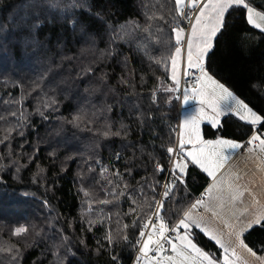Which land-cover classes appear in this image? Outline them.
Here are the masks:
<instances>
[{
	"label": "trees",
	"instance_id": "obj_1",
	"mask_svg": "<svg viewBox=\"0 0 264 264\" xmlns=\"http://www.w3.org/2000/svg\"><path fill=\"white\" fill-rule=\"evenodd\" d=\"M246 1L264 13V0ZM76 5L73 0H59L55 8L50 0H0V139L17 123L18 108L31 113L24 128L0 144V248L15 245L13 251H19L15 259L13 252L0 251V264H60L61 259L64 264H137L139 226L159 201L169 172L166 149L178 143L181 102L177 93L166 91L173 86L166 60L170 46L158 42L174 44L173 16L175 24L188 29L175 0H76ZM72 18L83 30L71 26ZM38 19L43 23L33 40L26 25ZM133 22L140 28L129 35L120 32ZM147 24L153 27L144 31ZM221 32L206 57L207 71L264 115V31L247 22L243 6H234ZM88 66L92 71L85 73ZM48 98L56 104L44 108L41 101ZM81 109L86 115L78 126L65 121ZM253 131L236 115L225 116L216 129H203L205 139L241 143ZM13 158L27 166L17 172ZM157 162L166 171H156ZM37 165L46 171L34 179ZM183 180L175 182L171 201L164 202L170 225L176 220L173 211L182 215L211 184L195 166ZM121 191L125 195L116 197ZM105 200L111 202L100 203ZM89 219L98 222L90 228ZM124 224L129 227L123 229ZM18 226H27L29 233L15 236ZM117 227L128 240L109 244L105 235H115ZM191 232L198 247L221 255L211 239L197 229ZM65 235L74 254L55 248ZM243 240L263 256L264 221Z\"/></svg>",
	"mask_w": 264,
	"mask_h": 264
},
{
	"label": "snow or ice",
	"instance_id": "obj_2",
	"mask_svg": "<svg viewBox=\"0 0 264 264\" xmlns=\"http://www.w3.org/2000/svg\"><path fill=\"white\" fill-rule=\"evenodd\" d=\"M58 2L59 0H50V6L55 8ZM175 5L178 10V17L188 20L190 32L185 33L183 28L175 24L177 17L173 16V24L175 25L172 28L174 44L170 39L160 41L158 38V42L170 46V54L167 55L166 60L170 64L173 86L167 88L166 91L177 93L175 99L180 100L182 98L183 104L190 100L198 101L199 108L196 115L190 119H185L180 126L177 146L167 147L166 149L169 154V168L167 170L172 174V181L163 184V199L155 202L154 210L145 214L144 222L139 226V239L136 240V243L140 245L138 249L140 255L137 257V264H247L246 261H241L237 248L245 249L248 253L255 255L241 237L245 229L264 221V205H261V201L256 198L257 194L252 189L238 183L240 180L239 175L231 172L225 175L224 170L232 156L237 154V150H243L247 147L250 155L264 154V115L257 114L224 84L210 75L205 67V62L209 50L214 46V40L218 34H222L221 30L225 25V14L230 9H233L234 6H243L247 10V22L261 30H264V13L250 6V3H245V0H175ZM73 6H79L76 5V0H73ZM150 19L155 20V14ZM160 19L163 20L164 17L161 16ZM42 23L43 21L38 19L36 22L26 25L33 40L35 39L36 30ZM71 26L73 28L80 27L83 30L82 25L75 18H72ZM152 27V24H147L144 31H149ZM137 28H140V25L133 22L131 28L121 27L120 32L129 35L131 31ZM156 31L162 32L163 30L157 27ZM23 39L27 40L28 38L24 37ZM162 59H165V57L162 56ZM157 63H161V60H157ZM83 71L85 73L91 72L92 68L88 66ZM182 76L189 78L190 88L186 86L181 89ZM224 101L229 103L222 108L221 104ZM13 102L21 103V101ZM41 102L44 108H51L56 104L54 98L43 99ZM17 111L20 113L18 117ZM17 111L10 113L12 116L17 117V123L5 129L6 134L0 139V144H3L5 140H9L11 132L16 128L23 129L24 122L31 115V113L25 114L22 108H18ZM36 111L40 116H44V111L41 110L39 104ZM228 113H235L241 121L246 122L247 126L254 129L246 144L234 139H204L201 135V124L204 121L209 122L212 126H218L221 123V117ZM85 115L86 113L81 109L80 113L74 115L72 120L64 119L67 123L78 126ZM0 119L4 118L0 117ZM23 134L21 130L19 135L22 136ZM104 134L108 135L109 133L105 132ZM113 134L119 135V132ZM8 155L11 156L10 145ZM50 155L54 156L55 153ZM2 158L0 156V159ZM257 158L261 160V165H264V155H257ZM32 159L33 157L29 154V163ZM11 163L16 166L17 172L20 171L21 167L27 166L20 165L17 158H13ZM189 164L198 166L203 172L207 173L208 177L212 178L213 185L206 192L208 200L203 197L196 199L186 210H183L182 215L179 214L178 210H174L173 214L176 215V220L170 225L165 221V215H168V212L165 210L163 201L173 193L176 188V181L181 184L184 183L183 177ZM0 167L4 166L0 165ZM37 168L38 171L34 179L46 171L45 168L39 165H37ZM155 170L160 173L166 171L165 167L159 162L156 163ZM116 187H119V185H116ZM245 192L253 196V204L260 209L249 213V219H241L248 212L247 208L241 210L239 214L234 211L237 202L243 203ZM89 195L85 192V196ZM115 195L119 197L124 196L125 193L121 191ZM110 202L107 200L100 201V203L105 204ZM132 203L137 204V200L133 199ZM226 205L231 206L229 211L235 217V223L225 221L229 229L227 239H225L223 233L210 228L203 215V212H211L213 216H218L219 213L215 211V208H224ZM137 206L140 207L139 204ZM200 209H203V212H200ZM135 211V208L129 209V212ZM162 211L165 213L164 215H161ZM88 212H91V202L88 203ZM153 216L156 217L158 223L153 221ZM97 222V220L89 219V227L91 228ZM133 226H136L135 220ZM128 227L127 224L123 225V229ZM193 228L199 229L205 235H208L219 246L223 252L222 261L219 257L212 256L193 242V233L190 231ZM115 232V235L111 231L105 235V239L109 244L119 242L120 239L128 240L126 234L121 235L122 229L120 227H117ZM28 233L29 228L27 226H18L14 229L13 234L19 237L21 235L26 236ZM69 239L70 237L67 235L62 236L60 243L55 245V248L64 247L66 254H74L67 244ZM80 243H83V240ZM97 243L99 244V241ZM14 249L15 245H11L0 248V251L13 252V259H15L19 255V251L14 252ZM169 250L170 255L167 254ZM97 251H99V248ZM150 253H155V255H150ZM56 255L59 256L58 251ZM113 259L116 258L113 257ZM60 264H64L63 259L60 260Z\"/></svg>",
	"mask_w": 264,
	"mask_h": 264
},
{
	"label": "crops",
	"instance_id": "obj_3",
	"mask_svg": "<svg viewBox=\"0 0 264 264\" xmlns=\"http://www.w3.org/2000/svg\"><path fill=\"white\" fill-rule=\"evenodd\" d=\"M245 2L247 3L246 0H245ZM210 51H211V49H210ZM227 104L228 103L226 101L222 102V104H221L222 108L226 107ZM198 108H199V103L196 100H190L186 104L182 103V112H183L182 123L185 119H190L192 116L196 115ZM180 113H181V110H180ZM228 115H235V113H228V114L222 116L221 121L225 116H228ZM202 126H204V127L210 126L212 128L218 127V126H212L207 121H204L201 124V127ZM257 155H262V154L257 153V154L250 155L248 152V149L246 151L237 150V154H234L232 156V158L229 160L228 164L226 165L225 170H224V174L226 175L228 172H231V173L239 175L240 180L238 181V183L252 189L257 194L256 198L261 201V205H264V183L260 179V176H263V178H264V168L257 164V162L259 160L257 158ZM192 166H194V165L189 164L188 169L191 168ZM195 167H197V169L199 168L198 166H195ZM252 168H253V170H252ZM200 170H202V169H200ZM258 174H260V175H258ZM209 179L211 180V182H210L211 184H209L206 191L202 194L203 198L205 200H208V196L206 195L207 190L209 189L210 186L213 185L212 178L209 177ZM257 186H260L262 189L256 188ZM213 203H215V202H213ZM230 207H231L230 205H226L224 208H218V207L215 208V211L219 213L218 216H215L217 221L223 223L226 227H227V225L225 223L226 220L230 223H235V217L232 216L231 211H229ZM245 208L248 209V212L245 213L244 216L241 217V219H249L250 218L249 213H251L253 211L260 210V209H258V207L256 205L253 204V196L250 195L248 192H245L242 204L240 202H237L234 211H236L237 214H239V212ZM210 214L213 215L211 212H210ZM207 224H208V226H211L209 223H207ZM259 224L260 223L253 224L251 227L247 228L246 230H249L250 228L257 226ZM221 230L224 231L225 227L221 226ZM199 232H201V231H199ZM201 233L203 235H205L203 232H201ZM205 236L209 238V236H207V235H205Z\"/></svg>",
	"mask_w": 264,
	"mask_h": 264
},
{
	"label": "rangeland",
	"instance_id": "obj_4",
	"mask_svg": "<svg viewBox=\"0 0 264 264\" xmlns=\"http://www.w3.org/2000/svg\"><path fill=\"white\" fill-rule=\"evenodd\" d=\"M246 3V2H245ZM258 11V10H257ZM260 12V11H259ZM263 13V12H262ZM252 25V24H251ZM253 26V25H252ZM254 27V26H253ZM259 30V29H258ZM261 30V29H260ZM262 31H264V30H262ZM188 32H190V24L188 25V29H187V33ZM210 51V50H209ZM234 94V93H233ZM235 95V94H234ZM239 98V97H238ZM240 99V98H239ZM180 102H181V115H180V125H179V130H180V126L182 125V122H181V120H182V116H183V112H182V99H180ZM227 103H229L228 101H226ZM236 115V114H235ZM204 126H202L201 127V135L203 136V138H204V132H203V128ZM218 128V127H217ZM216 129V128H215ZM205 139V138H204ZM262 155H264V154H262ZM257 164L259 165V166H261V167H263L264 168V165H261V160L259 159L258 160V162H257ZM255 166V165H254ZM188 170V169H187ZM252 170H253V168H252ZM186 174H187V172H186ZM185 174V175H186ZM258 175H260V174H258ZM260 179H261V181L264 183V178H263V176H260ZM256 188H261L260 186H257ZM262 189V188H261ZM258 193V192H257ZM259 194V193H258ZM203 215H204V218H205V221L207 222V223H209L211 226H209L210 228H212L213 230H215V231H217V232H219V233H223L224 234V236H225V239H227L228 237H227V233L229 232V229H228V227H226L223 223H221V222H218L217 221V219H216V217L215 216H213V215H211L210 214V212H204L203 213ZM158 223V222H157ZM262 223V222H261ZM260 223V224H261ZM221 226H224L225 227V230L223 231V230H221ZM193 229H195V228H193ZM193 229H190V231L191 230H193ZM199 230V229H198ZM200 231V230H199ZM246 231V232H245ZM245 231L243 232V235H242V239L244 238V236H245V234L249 231V230H246L245 229ZM208 236V235H207ZM194 242V241H193ZM253 252V251H252ZM237 253H238V255L241 257V261H246L247 262V264H264V255L263 256H258V255H252L251 253H248L245 249H241V248H237ZM254 253V252H253ZM212 256H214V257H219L220 259H221V261H222V258H223V252H222V250H221V255H215V254H212V253H210Z\"/></svg>",
	"mask_w": 264,
	"mask_h": 264
},
{
	"label": "built area",
	"instance_id": "obj_5",
	"mask_svg": "<svg viewBox=\"0 0 264 264\" xmlns=\"http://www.w3.org/2000/svg\"><path fill=\"white\" fill-rule=\"evenodd\" d=\"M184 22L187 24V26L189 25V22H188V20H186V19H184ZM187 33V32H186ZM191 87V82H190V80H189V78L187 77V76H182L181 77V84H180V87H181V89H183L184 87ZM178 144V143H177ZM245 144H246V142H245ZM177 146V145H176ZM175 146V147H176ZM248 148L247 147H245L242 151H246ZM172 181V174H170V172H167V174H166V178L164 179V181H163V183H162V192H163V184L164 183H167V182H171ZM162 192H161V194H160V198H159V200H162L163 198H162ZM201 197H203V195L201 194V195H199V197L198 196H195L194 197V202H195V200L196 199H198V198H201ZM171 197L169 196V198H167L166 200H164L163 202H169V201H171ZM193 202V203H194ZM200 212H203V209H200L199 210ZM152 219H153V221L154 222H157V220H156V217L155 216H153L152 217ZM139 253V252H138ZM167 254H171V252H170V250L168 251V253ZM150 255H155V253H150Z\"/></svg>",
	"mask_w": 264,
	"mask_h": 264
},
{
	"label": "bare ground",
	"instance_id": "obj_6",
	"mask_svg": "<svg viewBox=\"0 0 264 264\" xmlns=\"http://www.w3.org/2000/svg\"><path fill=\"white\" fill-rule=\"evenodd\" d=\"M182 99V98H181Z\"/></svg>",
	"mask_w": 264,
	"mask_h": 264
}]
</instances>
